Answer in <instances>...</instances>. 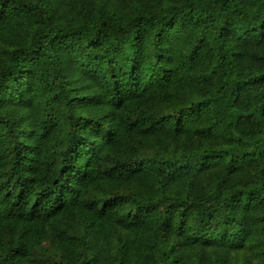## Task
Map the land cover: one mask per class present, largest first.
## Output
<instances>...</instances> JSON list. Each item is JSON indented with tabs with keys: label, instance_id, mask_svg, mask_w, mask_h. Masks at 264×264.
<instances>
[{
	"label": "trees",
	"instance_id": "obj_1",
	"mask_svg": "<svg viewBox=\"0 0 264 264\" xmlns=\"http://www.w3.org/2000/svg\"><path fill=\"white\" fill-rule=\"evenodd\" d=\"M237 2L30 0L0 11L3 88L33 72L34 56L73 100L130 83L121 133L83 175L65 163L71 127L48 111L25 135L10 111L19 105L0 101L9 264H264V31L238 26ZM78 45L94 53L83 63L66 58Z\"/></svg>",
	"mask_w": 264,
	"mask_h": 264
},
{
	"label": "clouds",
	"instance_id": "obj_2",
	"mask_svg": "<svg viewBox=\"0 0 264 264\" xmlns=\"http://www.w3.org/2000/svg\"><path fill=\"white\" fill-rule=\"evenodd\" d=\"M24 4H29V7L32 6L30 0H0V11L7 13L22 12ZM235 7L241 9V15L234 17L238 22V26L255 27L257 32L264 31L259 27L264 22V0H245L242 4L237 2ZM231 10L230 8L229 11ZM3 27L5 30L14 27V22L4 24ZM104 47L108 48L109 46L105 45ZM77 49L71 51L66 58L83 63L84 56L94 54L90 48L84 49L82 45H78ZM100 55H104V52L101 51ZM128 55L129 52L125 44L117 59L119 60ZM29 59L32 60V63L28 65V67L33 68L32 73L23 74L15 84L8 80L7 83L11 85L8 89L3 88L2 85L5 82L0 81V101L19 105L18 108L10 111L14 112L12 119L21 121L20 128L17 131H22L25 135L29 131L39 132L41 130L43 127L41 122L48 111H51L52 117H55L62 127H71V133L77 137V140L71 145L65 163L68 165L69 170L79 169V173L83 175L85 165L91 163V157L111 139L115 138L118 133H121L122 113L119 110L120 103L127 95L130 83L118 86L117 92H107L100 95L93 90L91 93H86L97 95V99L91 102L73 100L72 94L67 88L63 87L61 81L57 80L56 83L60 87L53 89L55 65H52L51 62L44 63L39 57L35 56L29 57ZM78 67L79 64L76 65V68ZM78 78V75L69 77L70 80ZM7 93H10V95H7ZM57 93H60L57 102L53 103L51 96ZM87 103L96 105V107L85 108L84 105ZM80 137H84V139L81 140ZM35 142H39V136L35 137ZM44 210V207L40 204L31 209L33 214ZM16 211L18 214H23L25 208L20 205ZM10 259L6 251L0 254V264H9ZM16 264H19L18 259Z\"/></svg>",
	"mask_w": 264,
	"mask_h": 264
}]
</instances>
